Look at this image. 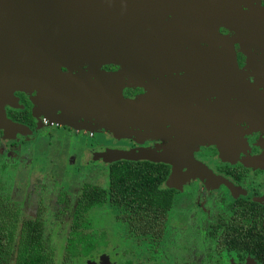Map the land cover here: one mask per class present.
<instances>
[{"label":"flooded vegetation","instance_id":"af4514ba","mask_svg":"<svg viewBox=\"0 0 264 264\" xmlns=\"http://www.w3.org/2000/svg\"><path fill=\"white\" fill-rule=\"evenodd\" d=\"M181 1L187 7L180 2L177 6L180 11L160 14L156 27L136 39L133 38L127 49L117 53L109 63L95 67L90 62H84L69 68L63 66L62 70L81 77L91 73L90 80H95L100 73L111 74L113 79L108 77L104 80L101 76L100 84L133 101L151 95L155 86L162 89L155 92L161 101L177 95L179 101L175 113L165 115L156 123L130 126L135 127V130L148 129L144 143L136 134L133 137L137 138L139 144L133 138L130 139L132 147H165L167 149L161 151L179 153L187 151V141L193 140V146H189L191 157L183 160H196L210 174L207 176L201 171L184 167L174 181V187H170L168 183L172 166L165 164L169 167V175L163 189L173 192V201L179 195L192 201L194 211L195 208H201L204 199L211 201L213 206L209 213L213 216L200 235L215 242V252L212 258L204 257V261L208 263L213 258L218 260L224 257L225 252H233L240 264H248L246 262L251 258L255 264H262L252 255L226 248L222 240L226 235L241 231L247 225L246 219L242 218V209H248L252 204L264 209V27L233 24L236 19L230 15L228 0ZM249 2L233 1L238 18L243 19V14L250 7L264 8V0ZM174 22L182 25L177 28L179 36L175 42L150 49ZM199 33H218L228 38L232 41L230 53L223 44L200 41ZM228 57L231 59L228 60ZM226 63L236 66L238 75H225ZM38 97L39 91L36 89L28 92L19 90L9 100H0L5 116H0V141L24 144L33 138L37 130L45 128L62 129L60 131L66 141H69V137L75 138L82 134L84 124L88 123L91 127L94 120L102 119L92 116L88 118L82 115L83 111L69 108L68 103L60 99L57 100L60 101L58 107H44L42 110L37 104ZM152 130L155 131L154 134ZM83 134L93 137L91 130L83 131ZM89 147L96 149L94 145ZM39 186L43 185L39 183ZM61 198V201L55 202L57 206L54 211H47V205L42 204V196L38 217L27 219L8 197L21 211L20 225L24 220H39L44 223L46 237L55 250V264H62L64 243L80 196L75 206L68 194L64 193ZM115 212L114 208L116 219ZM49 215L53 218H47ZM66 215L70 220L68 232L64 229L66 224L63 217ZM48 230L54 232L53 236ZM128 235L139 240L141 244L137 245L148 244L152 255L149 261L156 264L165 230L158 244L140 238L129 230ZM53 237L58 241L59 247L52 245ZM59 237H63V240ZM102 249L101 246L90 256L67 264H142L140 258L132 257L135 252L127 251L121 256L108 258ZM59 252L61 255H58Z\"/></svg>","mask_w":264,"mask_h":264},{"label":"water","instance_id":"95a60500","mask_svg":"<svg viewBox=\"0 0 264 264\" xmlns=\"http://www.w3.org/2000/svg\"><path fill=\"white\" fill-rule=\"evenodd\" d=\"M233 1L228 0L230 15L236 19L233 24L264 27V8L250 7L240 19L235 15ZM180 2L187 7L181 0H0V100H9L15 91L36 89L40 109L58 107L60 99L88 118L110 120L124 129L159 122L165 115L175 113L177 95L161 101L155 92L162 89L155 86L151 95L133 101L100 84L101 76L104 80L113 79L111 74L100 73L90 80L91 73L81 77L63 71L62 67L84 62L95 67L109 63L127 49L133 38L156 27L160 14L180 11ZM181 26L174 22L150 49L175 42L179 36L177 28ZM198 36L206 43L223 44L229 53L232 49V41L218 33ZM227 63L224 74L238 75L236 66ZM0 116H4L1 106ZM187 142V151L179 153L147 148L117 150L107 160L169 164L172 174L168 185L174 187L184 167L210 174L196 160H183L191 157L189 146L194 141Z\"/></svg>","mask_w":264,"mask_h":264},{"label":"rangeland","instance_id":"374dc122","mask_svg":"<svg viewBox=\"0 0 264 264\" xmlns=\"http://www.w3.org/2000/svg\"><path fill=\"white\" fill-rule=\"evenodd\" d=\"M92 125L90 127V124H84L82 134L75 138L69 137V141H66V137L60 131L62 129L48 128L37 130L33 138L24 144L18 142L8 144L7 141L1 140L0 194L9 197L22 210L25 218L36 219L42 196L43 206L47 205V211H54L57 206L55 202L61 201L64 193L69 195L72 205L75 206L84 185L108 189L111 164L107 160L108 156L117 150L145 148L132 147L130 139L133 138L134 142L139 144L137 138L133 137L136 134L144 143L147 140L145 133L148 129L135 130V127L124 129L110 120L103 119L94 120ZM89 130L93 137L83 134V131ZM50 131L53 133H49ZM154 132L152 130L153 134ZM109 137L112 139H107ZM90 145L96 146V149L89 147ZM166 149L157 146L149 148L154 151ZM39 183L43 186H39ZM191 202L180 195L175 196L155 263L240 264L233 252H225L224 257L218 260L210 259L211 262L208 263L203 260L207 256L212 258L215 252V242L208 241L204 235H200L213 216L209 213L213 205L210 200L204 199L201 208H195L194 211ZM50 216L53 218L52 215L47 218ZM87 217L99 235L102 251H105L108 258L132 251L135 252L132 257L140 258L142 264H152L149 261L152 255L148 244L137 245L141 244L139 240L136 237L135 239L129 237L127 226L114 218L113 206L94 208L89 211ZM63 218L66 224L64 229L68 232L69 217L66 215ZM51 234L53 236L54 232ZM59 238L63 240V237ZM52 245L59 247L54 237ZM58 255H61L60 252ZM246 263L255 264V261L251 258Z\"/></svg>","mask_w":264,"mask_h":264},{"label":"trees","instance_id":"16d2710c","mask_svg":"<svg viewBox=\"0 0 264 264\" xmlns=\"http://www.w3.org/2000/svg\"><path fill=\"white\" fill-rule=\"evenodd\" d=\"M168 175L169 167L163 163L122 160L109 165L108 189L84 185L64 243L62 264L88 257L101 247L99 235L86 215L104 205L116 209V219L130 233L158 244L173 204V192L163 189ZM241 212L247 225L226 235L222 243L264 264V209L252 204ZM20 223L21 211L8 197L0 195V264H55V250L46 237L44 223Z\"/></svg>","mask_w":264,"mask_h":264}]
</instances>
